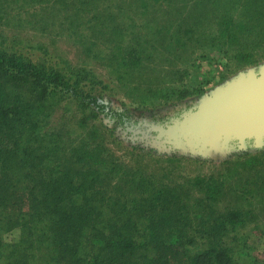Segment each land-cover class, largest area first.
Returning a JSON list of instances; mask_svg holds the SVG:
<instances>
[{"label":"rangeland","instance_id":"374dc122","mask_svg":"<svg viewBox=\"0 0 264 264\" xmlns=\"http://www.w3.org/2000/svg\"><path fill=\"white\" fill-rule=\"evenodd\" d=\"M50 1L0 0V49L77 79V91L86 98L49 89L38 95L39 89L29 80L0 71V98L10 111L9 121L0 126V150L16 149L23 136L33 134L44 135L49 148L58 144L64 153L63 147L72 138L76 146L87 142V153L104 150L107 163L125 168L110 184L119 192L127 188L129 196L121 198L129 211L131 196L135 199L140 194L132 183L142 180L155 191L162 186L176 190L167 194L180 196L176 208L191 217L184 224L197 225L195 217L203 207L194 204L193 198L209 196L202 186L216 188L211 195L219 196L216 213L232 210L234 198L243 196L236 204L248 216L238 225L237 237L243 234L246 262L264 264V162L244 164L251 156L264 153V146L248 144L208 153L161 147L144 138L142 130L129 134L102 113L103 106L120 108L146 128L164 126L194 111L237 77L264 69V0H63L69 7L76 4L81 9L85 3L88 8L72 20L71 27L64 26L67 30L59 28L67 21L59 14L61 8ZM244 22L249 27L243 30ZM73 34L89 36L88 41H77ZM23 99L29 104V117L19 121L25 115L24 104H19ZM51 158L50 154L49 163ZM70 166L74 167L70 163L66 167ZM24 193L19 186L14 188V181L0 184V205L4 204L0 206V264L94 261L86 254L97 253L101 244L89 243L93 235L88 230L80 235L84 246L76 248L80 263L71 254L59 255L52 240L56 234L48 231L47 219L40 224L30 217L21 218L32 200ZM109 198L104 196L106 202ZM136 206L143 209L140 220L144 221L149 216L146 204ZM181 225L182 221L175 220L158 228ZM138 240L133 242L136 254L143 239ZM179 244L175 242L174 247Z\"/></svg>","mask_w":264,"mask_h":264},{"label":"trees","instance_id":"16d2710c","mask_svg":"<svg viewBox=\"0 0 264 264\" xmlns=\"http://www.w3.org/2000/svg\"><path fill=\"white\" fill-rule=\"evenodd\" d=\"M53 1L61 8L59 14L65 15L64 20L67 19L65 23L59 24L60 29L64 26L71 27L72 20L82 14L81 10H88L85 3H82L81 6H84L79 9L76 4L69 7L63 0H51L50 4L53 6ZM114 1L118 2L112 0ZM69 12L74 14L69 15ZM247 27L249 24L244 22L242 29ZM64 29L67 30L65 27ZM75 37L77 41H88L89 38H83V35ZM90 47L89 42L86 49L89 50ZM0 71L11 72L22 80H29L39 89L38 95L49 89L53 92H71L82 100L86 98L77 91V79L67 78L60 71L47 68L42 63L36 64L22 56L7 54L3 49H0ZM72 79L74 81L70 85ZM1 97L3 98L2 95ZM24 100L19 101V104H24L22 111L25 114L19 121L29 117V104ZM4 103L0 98V126L2 122L6 125L10 118L9 104ZM90 103L99 108L97 103L91 100ZM33 135L28 138L23 136L21 146L16 149L0 150V163H3L0 167V184L14 181V188L19 186L21 192H25L24 195L31 196L29 211L22 214L21 218L30 217L40 224L45 223L47 219L48 231L56 234L51 239L59 247V255L71 254L74 262L80 263L76 248L84 246L80 235L88 230L93 235L92 242L89 243H95V246L101 244L97 253L89 251L86 254L94 260L89 264H248L247 250L241 247L243 234L237 237L238 225L248 216L247 212L240 213V206L236 204L240 198L244 199L243 196L234 198L235 205L232 210L226 209L225 212L216 213L214 206L217 205L219 196H211L216 188L212 190L208 186H202L209 196L193 198L194 204L198 203L197 206L203 207L195 217L197 225L184 224L183 221L190 223L191 217L182 212L183 208H176V201L181 199L180 196L175 193V196L167 194L176 190L162 186L155 191L149 182L139 180L132 183L140 194H137L135 199L131 196L129 211L126 202L121 198L129 196L127 188L124 192H119V188L116 189V186L110 184L111 179H119V174L125 168L107 163L102 156L104 150L87 153L89 149H84V146L88 143L76 146L77 140L72 138V141L63 147L64 153L58 144L49 148L46 144L49 141L44 135ZM32 140L33 142H30ZM59 143L61 144L60 141ZM50 154L52 158L49 163ZM259 161L264 162V153L251 156L244 164L257 165ZM69 163L74 167H66ZM4 193L7 196L6 190ZM104 196H110L108 202L104 200ZM126 200L128 201V198ZM136 204H146L149 216L144 218L145 222L140 220L144 217L143 209ZM204 206L207 209L213 208L214 212L207 213ZM159 207L162 208L160 211ZM175 220L182 221L180 228H158L159 225ZM140 224L144 226L141 228ZM186 227H189V230L184 231ZM140 237L143 239L139 245L141 250L136 254L133 242L139 241ZM25 238L23 233V242ZM168 239L180 243V246L175 248L174 243H169ZM30 247L32 243L28 246ZM47 248L51 249L52 245L47 244ZM82 263L86 264L87 258L83 259Z\"/></svg>","mask_w":264,"mask_h":264},{"label":"water","instance_id":"95a60500","mask_svg":"<svg viewBox=\"0 0 264 264\" xmlns=\"http://www.w3.org/2000/svg\"><path fill=\"white\" fill-rule=\"evenodd\" d=\"M141 135L157 146L198 153L264 146V69L237 77L194 111Z\"/></svg>","mask_w":264,"mask_h":264},{"label":"flooded vegetation","instance_id":"af4514ba","mask_svg":"<svg viewBox=\"0 0 264 264\" xmlns=\"http://www.w3.org/2000/svg\"><path fill=\"white\" fill-rule=\"evenodd\" d=\"M102 113H105V115L110 118V121H112L116 126L118 125L119 127H121L129 134H132L133 132H136L138 130H142V131L147 130L145 126L141 124L139 125L138 122L131 120L129 115L120 108H112V107L108 108L106 106H103ZM162 119L165 118L162 117ZM163 122L165 123L166 120ZM149 134L151 136L154 135L153 132H150Z\"/></svg>","mask_w":264,"mask_h":264}]
</instances>
